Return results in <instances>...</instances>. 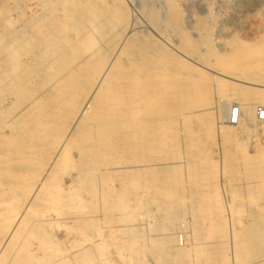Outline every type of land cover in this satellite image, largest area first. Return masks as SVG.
I'll return each instance as SVG.
<instances>
[{
  "label": "bare ground",
  "instance_id": "obj_1",
  "mask_svg": "<svg viewBox=\"0 0 264 264\" xmlns=\"http://www.w3.org/2000/svg\"><path fill=\"white\" fill-rule=\"evenodd\" d=\"M51 1L49 7H43L40 0H28L24 9L16 7L5 13L9 23L0 18V219L5 224L0 228V234H6V228H11L12 235L20 233L23 238L16 249L28 247L30 254L47 251L49 263L74 264L84 247L105 245L109 240V225L101 224L98 216L108 215L106 206L110 200L111 174L139 175L137 180L121 178L116 196L146 204L156 196L153 183L157 170L175 164L169 157L155 156L157 143H163L168 153L172 145L170 123L175 118V110L172 101L168 99L165 106L164 101L172 95L173 86L180 84L176 94L182 103L180 119L183 121L207 110L215 111L219 98H225L214 95L213 106L191 108L187 75L175 76L176 62L164 46L161 51L157 49L159 53L145 56L147 69L137 66L134 60L124 64L115 53L107 55L108 52L95 50L78 55L90 28L72 25L71 21L77 12L82 13V8L89 11L95 7V1ZM107 1L100 0L99 6L107 9L110 3ZM164 2L173 5L172 0ZM31 13L38 16L36 23L29 21ZM152 17L155 18L154 12ZM123 26L129 29L128 23ZM136 32L119 41L122 52L125 49L121 46L126 45L123 42L126 40L142 48L154 42L145 43L144 36L140 35L133 39ZM33 37L38 41L30 39ZM106 41L104 38L102 43ZM180 54L199 64L200 72L213 71L199 58ZM182 64L192 68L187 61ZM244 65V72L238 75L213 71L247 84L235 92L242 112H246L243 118L246 122L227 126L216 121L221 142L226 135L234 136L237 129L245 128L252 135L255 130H261L258 128L261 123H255L252 111H256L257 106H264L256 102L264 101V91L252 89L264 87V84L250 82L254 75L252 63L246 61ZM224 84L219 81L214 93L224 92L223 86H228L226 82ZM205 85L197 83L203 92ZM133 114L138 117L135 119ZM235 165L252 170V166L244 161H236ZM251 178H257V174H252ZM137 185L140 187L135 190ZM222 187L223 183L220 184ZM94 202L105 207L97 216L89 210ZM230 212L233 225L237 213ZM81 222H88V233L81 231L78 226ZM63 223L70 224L63 238L65 245L56 238L59 225ZM35 235H41L44 240L32 247L30 240ZM14 242L11 238L3 245L14 246ZM253 259L245 264H260V260ZM89 260L87 257L84 264Z\"/></svg>",
  "mask_w": 264,
  "mask_h": 264
},
{
  "label": "rangeland",
  "instance_id": "obj_2",
  "mask_svg": "<svg viewBox=\"0 0 264 264\" xmlns=\"http://www.w3.org/2000/svg\"><path fill=\"white\" fill-rule=\"evenodd\" d=\"M27 1L0 0V18L9 23L5 13L16 7L24 9ZM94 1L95 7L88 9L90 12L82 8V13L77 12L71 21L72 25L81 24L90 28L78 55L95 50L108 52L107 55L115 53L124 64L134 60L137 66L147 69L145 56L159 53L164 46L176 62L173 67L175 76L187 75L191 108L213 106L214 95L225 99L219 98L215 111L207 110L183 121L180 119L182 103L176 94L180 84L173 86L172 95L164 101V106L172 101L175 110V118L170 123L172 145L168 153L163 143H157L155 156L161 159L169 157L175 164L157 170L153 183L156 196L146 204L116 196L121 178L137 180L139 175L111 174L108 188L110 200L106 206L108 215L98 216L102 219L101 224L109 225V240L105 245L84 247L73 263L84 264L89 257L88 264H245L253 258L264 264V123L258 126L261 130H255L254 135L242 128L241 131L237 129L234 136L226 135L222 142L218 140L215 122L236 126L227 121L229 107L232 102L240 105L235 92L247 84L213 72L238 75L244 72V63L249 61L254 69L253 79L249 81L264 84V0H172V6L164 0H106L110 2L107 9L99 6L100 0ZM51 2L40 0L39 3L49 7ZM37 20L35 14L29 17L32 23ZM123 20L129 24V29H125ZM135 31L133 39L140 35L144 36L143 42H154L142 48L126 40L123 41L126 45L121 46L125 49L122 52L120 42L125 35ZM104 38L107 41L103 44ZM30 39L38 41L34 37ZM180 53L191 59L199 58L213 71L200 72L199 64ZM183 61H187L192 68L182 64ZM224 80L228 85L223 86L224 92L214 93L216 84L221 81L225 85ZM197 83H206L204 92ZM252 91H264V87ZM256 102L257 105H264V101ZM243 112L238 117L239 123L246 122L243 119L246 112ZM133 117L136 119L138 116L133 114ZM252 117L257 123L254 110ZM236 161L248 163L252 170L235 165ZM252 174H257V178L252 179ZM181 184L183 188H179ZM137 186L135 190L140 187ZM98 204L94 202L89 207L94 216L105 208ZM232 210L237 213L235 221H238L236 224L234 221L233 225L228 215ZM4 226V221L0 219V228ZM68 226L67 223L59 225L56 238L60 244H64ZM78 226L84 234L89 232L88 222H81ZM6 231V234H0V264H52L47 251L32 252V255L28 247L16 249L15 246L22 242V235H12L11 228H6ZM11 238L15 241L14 246L3 245ZM43 240L41 235H35L30 240L31 246Z\"/></svg>",
  "mask_w": 264,
  "mask_h": 264
},
{
  "label": "built area",
  "instance_id": "obj_3",
  "mask_svg": "<svg viewBox=\"0 0 264 264\" xmlns=\"http://www.w3.org/2000/svg\"><path fill=\"white\" fill-rule=\"evenodd\" d=\"M241 113L242 111L239 103L232 102L231 106L229 107L227 121L233 125L238 124V117H240ZM255 119L257 122L264 123V106H257L255 111Z\"/></svg>",
  "mask_w": 264,
  "mask_h": 264
}]
</instances>
